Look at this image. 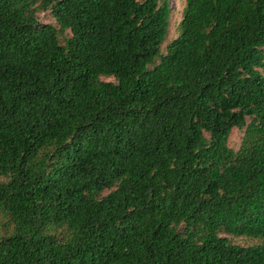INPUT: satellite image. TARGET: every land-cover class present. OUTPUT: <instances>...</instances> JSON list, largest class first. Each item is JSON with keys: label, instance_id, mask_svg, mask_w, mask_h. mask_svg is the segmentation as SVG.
<instances>
[{"label": "trees", "instance_id": "obj_1", "mask_svg": "<svg viewBox=\"0 0 264 264\" xmlns=\"http://www.w3.org/2000/svg\"><path fill=\"white\" fill-rule=\"evenodd\" d=\"M170 17L0 0V264H264V0Z\"/></svg>", "mask_w": 264, "mask_h": 264}, {"label": "rangeland", "instance_id": "obj_2", "mask_svg": "<svg viewBox=\"0 0 264 264\" xmlns=\"http://www.w3.org/2000/svg\"><path fill=\"white\" fill-rule=\"evenodd\" d=\"M171 5V17L168 33L166 36V40L162 45V51L164 52L165 46L169 43L173 38L177 37L180 33L179 22L182 19V11L185 5V0H170ZM42 20H49L50 17L46 14L39 15ZM242 135V131L238 128H234L229 137V145L233 148H237L239 145L240 137Z\"/></svg>", "mask_w": 264, "mask_h": 264}]
</instances>
